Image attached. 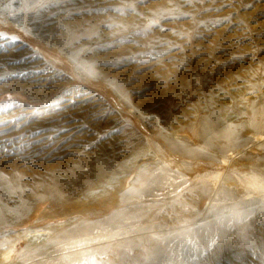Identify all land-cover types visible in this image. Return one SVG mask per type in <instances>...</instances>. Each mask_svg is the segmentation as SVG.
I'll list each match as a JSON object with an SVG mask.
<instances>
[{
	"label": "rangeland",
	"instance_id": "obj_1",
	"mask_svg": "<svg viewBox=\"0 0 264 264\" xmlns=\"http://www.w3.org/2000/svg\"><path fill=\"white\" fill-rule=\"evenodd\" d=\"M98 1L60 0L37 15L35 9L29 10L30 0H0L4 14L20 11L27 25L26 29L0 12V81L7 76L14 80L12 74L27 73L28 67L22 62L27 53L23 50H34L44 60L43 68L49 64L67 74L61 86L51 88L43 97L33 98L35 94L30 95L24 88L0 90V120L8 114L15 119L0 124V188L7 192L5 186L11 183L31 189L0 196V209L5 206L0 210V221L8 222L11 234L7 237L28 229L47 232L26 241L14 238L10 257L1 263L93 264L95 260V264H264V208L255 200H246L244 188L253 168L264 169V2L254 3L249 9L245 5L252 0H222L229 6L207 13L203 8L220 9V3H204L197 5L201 14L196 21L186 17L161 21L166 31L153 28L150 34L137 35L135 40L146 45L158 37L169 39L184 46V52L173 51L159 65L145 66L121 58L150 49L128 40L118 41L141 32L153 18L150 10L164 8L169 0H153L146 6L138 0ZM128 5H134V10ZM117 8L120 11L112 10ZM181 10L196 15L192 7ZM198 21L204 23L197 27ZM168 29L189 34L199 31L201 37L187 46ZM11 40L21 46L13 48ZM114 42L112 48L98 47ZM87 49L94 50L81 51ZM69 58L80 65H94L98 78L85 76ZM149 67L154 71H148ZM103 76L116 81L114 86L132 96L141 113L158 116L169 131L184 133L204 147L212 136L217 148L210 150L226 159L188 154L167 144L149 122L119 100L103 82ZM73 90L78 95L71 102L64 99L68 94L61 95L58 104L51 102L55 96ZM16 109H20L18 114L14 113ZM214 112L220 114L219 123L213 118ZM52 114L70 120L56 126L50 121L41 122V118L49 119ZM253 120L255 127L251 126ZM67 124L71 126L66 128ZM228 125L237 127L227 130ZM226 136L231 140L222 138ZM236 140L239 146L219 151V146ZM158 157L169 162V169L157 170L148 164L157 165ZM102 174L107 175V182L98 185L95 179ZM216 174L219 181L209 179ZM181 177L191 181L190 188L202 184L207 195L200 193L195 199L179 192L188 191ZM149 183L153 185L151 198L143 196L142 186ZM173 192L190 206L189 212L183 213L177 207L180 214L176 215L167 208L166 215L157 216L160 208L177 199ZM82 196L83 203L72 204ZM28 204L29 212L25 209ZM122 208L130 209L127 215L135 217L129 226L134 231L123 239L105 242L112 248L105 262L99 258L104 254V245L91 242L98 237L85 240L73 235L71 239L82 243V247L76 251L59 247L69 240L62 235L66 229L78 231L72 229L69 220L79 223L80 219L115 217ZM13 210L23 217H6ZM236 213L240 220L252 217L247 242L239 235L244 224L236 222ZM217 217L223 218V228L217 227ZM58 253L71 259H63Z\"/></svg>",
	"mask_w": 264,
	"mask_h": 264
},
{
	"label": "snow or ice",
	"instance_id": "obj_2",
	"mask_svg": "<svg viewBox=\"0 0 264 264\" xmlns=\"http://www.w3.org/2000/svg\"><path fill=\"white\" fill-rule=\"evenodd\" d=\"M138 2L141 5H147L149 3H152L153 0H138ZM259 2H264V0H252L251 3H248L245 5L246 8H251L253 7L254 3H259ZM60 3V0H48V2H40V3H35L33 0H30L29 3V10L31 11L32 9L36 10V14L39 15L44 11L49 10L52 6L58 5ZM204 3H211L215 5L216 3H220V9L216 8H203V12L207 13L212 10L219 11L224 7H228L229 5L226 3H223L222 0H178V2H173V0H169V4L165 6L164 8L161 9H156L155 11L150 10V14L153 17L152 19L149 20V22L144 26L143 30L141 32H133L131 33L128 37H125L121 40L118 41V43H123L124 40H128L130 43L136 44L137 47H145L150 49V51L146 52H137L128 56H124L121 59L122 60H127L135 63H140L141 65H159L160 61H162L166 56H170L173 51L176 52H184V46H182L180 43H177L175 41L171 40H166L162 38H156L155 41H151L148 44H140L138 41L135 40V37L137 35L143 34V35H148L152 32L153 28H159L161 32L166 31L161 27V21H176L179 20L181 17H186L188 19H192L196 21L197 17L201 14L200 9L197 8V5H202ZM129 8H135L134 5H128ZM183 7H192L194 11L196 12V15H193L192 13L189 12H184L181 9ZM113 11H120V9H112ZM106 11V9H105ZM225 20L230 19V17H225ZM201 23H204V21H198L197 22V27ZM214 24H219L221 21H214ZM105 27L111 28L112 25L106 24ZM167 31H171L173 35L178 36L181 40L186 41L187 46L191 45V41L194 38L201 37V33L199 31H196L194 34H189L186 32H178L174 29H168ZM96 34L93 33V36ZM93 36L87 37L88 39H92ZM0 38H3L2 34H0ZM208 39H211V36L208 37ZM114 42L111 45H98V47H109L112 48L115 46ZM94 49H87V50H81V51H93ZM77 56L79 54H76ZM234 59H241V57H234ZM169 63L171 62L170 60L168 61ZM77 68L83 70L87 73V75L90 78H98V73L94 71V65H80L77 64ZM148 71H154L153 67H149L147 69ZM172 77H169L171 79ZM110 84L117 85L116 81H110ZM51 86V82L50 85ZM117 94L120 96V99L127 103V94L122 91V88L117 86L116 88ZM230 110V109H229ZM219 116L220 114L217 112L213 113V118L216 121V123H219ZM251 126L255 127L256 123L255 120L252 121ZM237 127L235 125H228L227 130H231L232 128ZM101 139L103 137H100ZM221 137H217L216 139H220ZM224 139H229L231 140V137H222ZM214 138L212 136H209L208 139L205 141V149H199L202 154L208 155V152L206 149H214L217 148V144L213 142ZM239 140H236L234 144L230 145H221L219 146V151H224L228 147H235L239 146ZM6 151V149H4ZM264 159V158H262ZM167 167V166H165ZM259 173V174H258ZM18 175V174H17ZM208 176V174H205ZM219 174H216L214 176H210L209 179H213L216 181H219ZM6 179V178H5ZM182 180H184V188H187L188 191L186 193L183 192V189H180L179 192L183 193L185 196L190 197V198H195L199 199V194L203 193L207 195V189L203 187L202 184L199 182L194 186V187H189L191 184V181H187L186 178L181 177ZM199 180V178H198ZM246 184L244 185L245 191L247 195L245 196L246 200L253 201L255 200L258 204V206H261L264 208V169H258V168H253L251 170V174L246 176ZM179 183V181H177ZM7 192L4 191L3 188H0V196L2 195H7V194H12L15 195L19 191H31V189H22L19 187L14 186L11 183H8L6 186ZM39 187V186H38ZM145 187V191L143 192V196H147L151 198L152 196V188L153 185L149 183L147 186H142ZM173 196H176L177 199L173 200L171 205H167L164 208H160V211L156 214L159 216L161 213L167 214V208H171L174 214L179 215L180 213L176 212V208L179 207L181 212L183 213H188L190 210V206L184 204L178 195L177 192L172 193ZM142 196V198H143ZM37 199H41L40 197H37ZM241 205H236V207H240ZM155 207V205L151 206ZM130 209L128 208H122L120 210V213L115 216V217H102L99 220H85V219H80L79 223H75L73 220H69V223L72 226V229H77V233H73L71 229H66L65 233H62V235H66L69 237V240L67 243L60 244L59 247L61 249L63 248H70L72 251H76L77 248L82 247V243H78L77 240L71 239L73 235H79L85 240L91 239L92 237H98L97 239H92V243L96 244H102L104 245V254L100 255V260L101 262H105L107 260L108 254L112 252V248L110 245H107L105 242L108 241L109 239L111 240H117V239H123L124 236L131 235L134 229H130L129 226L132 225L135 222V217H130L127 215L129 213ZM191 211L195 212V209H191ZM136 215H139L138 213ZM237 216V221L238 223H243L244 228L240 231L239 235L242 240L248 241L249 240V232L251 230V224L249 221L251 220V216H245L243 220H240V214L236 213ZM78 219V218H77ZM140 219H143V217H140ZM53 223H59L63 224V221L56 222L53 221ZM216 223L218 228H223L224 223H223V218L222 217H217L216 218ZM230 227L232 224L229 225ZM0 227L3 228L2 233L0 235L7 237L10 233L8 222L6 220L0 221ZM137 227H140V225L137 224ZM145 228H147V225H144ZM90 234V235H89ZM157 238L158 237H154ZM11 242L7 241L6 239L4 240L3 247L5 250H7L10 246ZM100 250H98L99 252ZM58 255H61L63 259H71V257L63 255V253H58ZM146 259L148 257H145ZM7 259V258H5ZM93 264H95V260L93 261Z\"/></svg>",
	"mask_w": 264,
	"mask_h": 264
},
{
	"label": "bare ground",
	"instance_id": "obj_3",
	"mask_svg": "<svg viewBox=\"0 0 264 264\" xmlns=\"http://www.w3.org/2000/svg\"><path fill=\"white\" fill-rule=\"evenodd\" d=\"M98 1V0H97ZM99 2V1H98ZM1 3V2H0ZM2 4V3H1ZM1 6H0V12H2L3 10H1ZM3 15L5 16V18H9L10 20H14L15 22H21L20 24L22 25V27L26 28L27 29V25L25 24V22L23 21V19H21V13L20 11H16L12 14H4V12H2ZM152 17V16H151ZM6 20V19H5ZM30 31V30H29ZM170 36V35H169ZM1 39V38H0ZM172 39V38H171ZM169 40V39H168ZM15 41V40H14ZM11 40V45H13L16 49L21 46L20 44L16 45L15 42ZM18 51H20L18 49ZM22 51V50H21ZM24 51V54H26V56L23 58L22 62H24L26 64V66L28 67V71L26 74H12L11 77L14 79V80H9V78H6L4 80H1L0 81V90H6V89H10L11 87H16V88H24V90L27 92V93H30V95H34L35 94V97L33 98H36V97H41L43 94L47 95L49 94V92L51 91V88H56L58 86H61V81L67 76V74L63 71H60V70H56L55 68H51V66H48L49 64L45 65V67L43 68L41 66L42 62L44 61L43 59H41L39 57V55L34 51H26V50H23ZM26 52V53H25ZM65 53L64 55H68L67 52H63ZM70 59V58H69ZM165 59V58H164ZM163 59V60H164ZM72 59H70L71 61ZM73 61V60H72ZM76 60H74L73 62L75 63L74 65L76 66V69H77V62H75ZM28 63V64H27ZM116 65V64H115ZM135 68V67H134ZM114 69V68H113ZM80 70H82V73L88 77L87 74H85V71L83 70V68H81ZM79 70V71H80ZM110 70V69H109ZM134 70V69H133ZM132 70V71H133ZM108 72V71H107ZM131 72V70H130ZM80 73V72H79ZM130 76V74L128 75ZM105 77V76H103ZM107 77V76H106ZM106 77L103 80V82L111 89L114 90L115 94L119 97V100L120 99V96L117 94V91H116V86H114L113 84H110L109 80L106 79ZM113 78V77H112ZM115 78V77H114ZM102 80L100 82H102ZM124 80V79H123ZM50 82H51V86L50 85ZM127 83V82H126ZM78 92V91H77ZM76 91H70L69 93H62L60 95H58L57 97L55 96L53 99H51L54 103H57L64 97V95L68 94L66 97H64V99H67L68 102H71V100L73 99L74 96L78 95ZM134 92V91H133ZM132 94V93H131ZM63 95V97L61 96ZM129 95V94H128ZM80 96V95H79ZM90 96V95H88ZM138 96V95H137ZM43 97V96H42ZM132 97V96H131ZM130 97V98H131ZM45 98V97H44ZM49 98V97H48ZM47 98V99H48ZM82 98V97H81ZM83 98H84V95H83ZM86 98V97H85ZM128 96H127V103H125L124 101H122L125 105H127L129 108H131L133 110V112L138 115L141 119H143L144 121H147L149 122L153 127V129L157 132L158 136L160 138H162L167 144H170L171 146H173L174 148L178 149L179 151L181 152H185V153H188V154H195V155H199V156H205V157H210V158H223V159H226V157H222L220 156L218 153H215L213 152L212 150L210 149H206V151L208 152V155H204L202 154L200 151H198L199 149H205V147L203 145H201V143L199 142H196L195 140H192L191 138H189L186 134H181V133H177L175 131H169L167 129V127L165 128L164 125L160 124V118L158 116H155V115H152V114H143L141 113V111L136 108L132 102V100L130 99ZM50 100V99H49ZM78 100V99H77ZM80 100V99H79ZM98 100V99H97ZM76 101V100H75ZM97 102V101H96ZM67 103V102H66ZM102 103V102H101ZM70 104V103H69ZM73 105V104H72ZM83 105V104H82ZM100 106V105H99ZM56 108V107H54ZM104 108V107H103ZM109 108V107H107ZM21 109V108H20ZM20 109H16L14 110V113L18 114L19 110ZM57 109V108H56ZM105 109V108H104ZM78 110V109H77ZM59 111V110H58ZM62 111V110H61ZM65 111V110H63ZM62 111V112H63ZM107 111V110H106ZM29 112V111H28ZM68 112V111H67ZM68 114V113H66ZM70 114V113H69ZM10 115V114H8ZM8 115H2V117L4 119L1 118L0 120V124L3 123V122H7L8 121H14L15 119L13 117H8ZM59 114H52L51 117H47L49 119H46V118H41V122H47L48 124V121L52 122L51 124H54L56 126L57 123H62L64 124V121H68L70 120L69 118H66V119H63L61 120L60 117H58ZM61 115V114H60ZM71 115V114H70ZM99 115V114H98ZM102 115V114H101ZM158 115V114H157ZM18 116V115H17ZM41 116V115H40ZM69 117V116H68ZM74 117V115H73ZM78 117V115H77ZM109 117V116H108ZM107 117V118H108ZM75 118V117H74ZM14 119V120H13ZM57 119V120H55ZM97 119V118H96ZM24 120V119H23ZM23 123H25L23 121ZM75 123V122H74ZM74 123H72L73 126ZM50 124V123H49ZM41 125V124H40ZM45 125V124H43ZM54 125H53V128H54ZM61 125V124H60ZM70 125V124H67L65 125L66 128L67 126ZM166 125V124H165ZM39 126V124H38ZM46 126V125H45ZM51 126V125H50ZM59 126V125H58ZM57 126V127H58ZM65 126H61L62 128H64ZM71 126V125H70ZM41 127V126H40ZM39 128V127H38ZM71 128V127H70ZM69 128V129H70ZM22 129V128H21ZM56 129V128H55ZM61 129V128H60ZM59 129V130H60ZM65 130V129H64ZM68 130V129H67ZM73 131V130H72ZM41 131H39L38 133H40ZM56 132V131H55ZM58 132V131H57ZM71 132V131H70ZM68 133V132H67ZM52 134V131L51 133H49V135ZM48 135V136H49ZM54 135V134H53ZM67 135V134H66ZM65 135V136H66ZM59 136V135H58ZM57 136V137H58ZM64 136V135H63ZM61 137V136H60ZM58 137V138H60ZM63 138V137H62ZM73 138V137H72ZM52 139V138H51ZM59 140V139H57ZM63 140V139H62ZM49 141V140H48ZM61 141V140H59ZM69 142V141H68ZM54 143V142H53ZM57 144V143H56ZM67 144V142H66ZM150 144V143H149ZM257 144V143H256ZM70 145V144H69ZM258 145V144H257ZM56 146V145H55ZM63 146V145H62ZM69 147V146H67ZM60 149V148H59ZM43 151V150H42ZM41 151V152H42ZM49 151V150H48ZM151 151V150H150ZM154 152V151H153ZM152 153V152H151ZM144 154V153H142ZM48 155H51V153H48ZM55 155V154H54ZM52 154L51 157L54 156ZM152 155V154H151ZM41 156V155H40ZM146 156V155H145ZM148 156V155H147ZM49 157V159L51 158ZM140 157V156H139ZM150 157V156H149ZM154 157V156H153ZM16 158V157H15ZM147 158V157H146ZM155 158V157H154ZM25 159V158H24ZM43 159V158H42ZM145 159V158H144ZM156 159V158H155ZM25 160H22V162H24ZM112 160L111 159H108L107 162H111ZM144 161V160H143ZM149 165L151 166H154L156 168H158L157 170L159 169H165V168H168L169 169V162L165 161L163 158H160L158 157V162H157V165H152L150 163H148ZM148 164L146 166H148ZM102 166H104V164H100ZM144 165V166H145ZM107 166V165H106ZM167 166V167H165ZM99 167V166H98ZM104 168V167H103ZM149 168V167H148ZM100 171V170H99ZM42 172V171H41ZM86 173V172H85ZM97 172H95V175H96ZM93 174V173H92ZM105 174V173H104ZM82 175V174H81ZM93 175V176H95ZM85 177V176H84ZM105 177V178H104ZM95 182L100 185L102 183H105L107 182V175H101L100 177H98L97 179H95ZM88 193V192H86ZM84 198V196L82 197H76V199H74V201L72 202V204H76V205H79L81 203H83L84 201H82ZM1 205V204H0ZM31 205V204H30ZM29 204L25 207V209H27V212H29L30 210V206ZM2 208L5 207V206H1ZM23 207V206H22ZM75 207V206H74ZM1 208V209H2ZM0 209V210H1ZM15 209V208H14ZM18 209V208H17ZM24 209V207H23ZM6 210V209H5ZM9 210V209H8ZM22 214L21 212H19L18 214L14 213V210L12 212H9L7 213L6 217L10 218V217H16V216H22L20 215ZM23 217V216H22ZM18 219V218H16ZM21 219V218H20ZM23 220V219H21ZM261 220V219H260ZM19 222V220H18ZM23 222V221H22ZM50 230L52 228H49ZM48 229V231H49ZM40 229H28V230H25L23 233H20L19 235H10L9 237H3L2 239H0V264H20V263H16L15 261H12L11 263H4L5 262V258H9L10 255H9V252H10V247H11V244L13 242V239L14 238H22V239H26V240H31V239H36V238H39V237H43V235L47 232H41L39 231ZM2 236V235H1ZM0 236V237H1ZM7 240V241H10L11 244L9 246V249L5 250L4 247H3V243H4V240ZM25 240V241H26ZM3 256V258H1ZM2 261H4L3 263H1ZM11 261V260H10ZM24 263V262H23ZM29 263V262H28ZM22 264V263H21Z\"/></svg>",
	"mask_w": 264,
	"mask_h": 264
}]
</instances>
